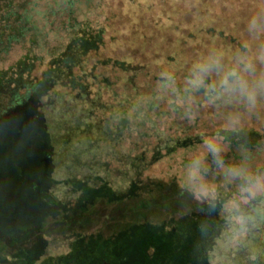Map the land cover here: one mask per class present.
Instances as JSON below:
<instances>
[{"label": "rangeland", "instance_id": "rangeland-1", "mask_svg": "<svg viewBox=\"0 0 264 264\" xmlns=\"http://www.w3.org/2000/svg\"><path fill=\"white\" fill-rule=\"evenodd\" d=\"M30 7H33L30 14L36 30L42 31L48 25L50 28L43 32V52L63 47L71 33H67V27L87 20L91 28H101L105 32L104 47L97 58L144 65L149 75H140L135 81L136 92L133 91V101L128 104L144 117H135L132 121V124L136 120L142 122L138 132L118 134L121 123L118 119L115 123L107 122L108 130L117 127L114 137L112 132L103 136L97 134L95 139L84 141L83 150H71L76 147L71 142L67 143L69 146L65 141L55 145L52 133L46 129L54 125L55 131L56 125L62 127L71 100L67 99L69 102L62 103L51 115L44 105L31 102L0 113L1 234L12 232L13 235L21 231V237L31 234V242H34L28 249L56 247L58 257H62L61 254L72 253L67 244L73 234L90 236L103 228L120 227L128 216L135 220L141 215L155 220L156 225L163 219L183 215L192 227L190 224L196 219H206L201 205L207 204V213L223 225H214V229L204 232L210 243L189 241L180 245L179 241L175 249L161 250L154 245L144 253L140 248L143 243L137 238L132 244L135 263L133 258L131 263L264 264V88L258 90L256 106L249 107L237 94L219 87L229 71H237L249 81H256L264 74V0H31ZM206 8L209 19L204 21L208 23L205 25L215 22L222 27L226 15L237 18L235 29L243 41L240 54L234 52L238 47L234 38L222 41L214 35L200 40L187 37L196 30L191 19L195 11ZM43 12L46 16H41ZM212 16L219 19L212 22ZM38 37H41L40 32ZM26 48L27 45L13 46L8 56L1 60L0 68L15 63L25 54ZM197 63L210 65V85L219 90L213 93L214 99L201 102L205 108L202 114L199 110L191 114L187 110L194 102L187 94L183 98L174 96L172 84L158 85L150 80L153 76H173L181 80V68ZM245 65L251 68L246 69ZM88 82L85 99L89 104L98 92L100 96L105 94L99 89V81L89 79ZM138 91L144 103L138 99ZM124 92L121 81L106 93V100L116 106L117 112L122 109L123 102L116 100H121ZM150 94L158 97L155 102H150ZM31 109L36 112L33 119L36 125L30 121L32 128L25 133L20 116ZM93 109L95 118L104 117L109 121L108 116L98 113L92 106ZM182 125L188 130H182L179 135L182 138L162 131L177 126L181 129ZM194 125V130L190 129ZM209 136L220 141L221 163L211 154L205 157L204 183L211 195L197 199L181 188L182 173L193 154L203 152L204 140ZM58 137L62 138V134ZM100 143H103L101 147ZM93 150L105 151L96 153ZM112 150L129 155L118 156ZM132 157L139 166L144 161L149 166L134 202L96 205L87 212H75L68 221L57 222L54 220L58 212L67 209L66 204H59L50 210L55 219L49 220L43 228L36 226L38 216L47 212V202L53 200L50 198H54V194L66 197L73 194L72 188L82 185L93 190L99 186L100 179L118 181L125 171L124 164ZM72 178L77 182L71 181L72 187H65L64 183ZM117 183L113 188L115 192L123 191ZM7 218L11 220L5 221ZM174 219L172 223L180 227L182 221ZM27 223L35 226L25 228ZM163 225L150 231L151 241L164 238L165 234L168 237ZM139 229L136 227L131 232ZM0 242L4 240L0 238ZM106 260L109 264L117 263L114 255L107 256Z\"/></svg>", "mask_w": 264, "mask_h": 264}, {"label": "trees", "instance_id": "trees-1", "mask_svg": "<svg viewBox=\"0 0 264 264\" xmlns=\"http://www.w3.org/2000/svg\"><path fill=\"white\" fill-rule=\"evenodd\" d=\"M30 4L31 0H0V62L8 56L13 46L18 45L24 47L27 45L25 54L19 57L15 63L6 68H0V113L6 112L18 104L21 105L31 102L39 104L40 106L44 105L51 115L58 110V107H61L62 103L69 102L67 99L71 100V105H67L66 108L67 115L64 119L66 122L62 123V127L58 128L56 125L57 130L55 131L53 130L54 125L46 128L52 133L53 143L55 145L63 143L64 141V143L68 145L67 143L71 142L76 146L71 150H83L84 141L89 142L91 139H95L97 134L103 136L107 132H112V137H114L115 132H117V127L108 130L107 122L115 123L118 119L121 122L118 127V134L122 135L125 131L138 132V130L141 129L142 122L136 120L135 123L132 124V121L135 117L143 118L144 116H141L140 112H136L134 108H132L133 106L128 104L130 101H133V91L136 92L134 88L135 81H137L140 75H149L147 74L148 71H146V67L136 63L131 64L126 61H121L120 59L111 60L97 58L104 47L105 32L101 28H91L88 24L90 21L87 20L77 26L75 25L71 28L67 27V33L69 31H71V33L68 34V41H66L63 47L54 51H49V49L43 52V50H41L44 44L42 40L45 37L43 32H48L50 28L48 25V28L45 27L42 31L36 30L33 16L30 14ZM207 10L206 8L195 11L191 19L195 24L196 30L195 33H188L187 37L200 40L206 36L214 35L217 39L220 38L222 41L234 38L237 40L238 46H236L237 49L234 52H237L236 55L240 54V47L243 41L240 38V33L235 29L237 18L235 16L228 18V15H226L222 21L223 26L221 27L219 23L215 24V22H213V20L219 18L217 16L216 18L212 16L211 21L214 25H205L208 23L204 21L209 19ZM40 14L41 16H46V12ZM204 26H206V28ZM39 32L41 33L40 38L38 37ZM191 69L192 66L186 68L183 66L181 68V80L173 76L167 78L153 76L150 82L153 84L157 82L158 85L172 84L174 96L183 98L184 95L187 94L188 97L191 98V101L194 102V104H191L193 106L188 108L189 110H187V112L192 114L199 110L202 114L205 108L202 107L201 102L214 99L213 93L217 94L216 90H219V88H216L215 91L206 89L205 87L192 89L188 84ZM89 79H96L99 81L101 85L99 89H103L105 95L100 96V92H98L97 96L95 95L92 97V100H90L88 104L85 98ZM121 81L126 92L123 93L124 95L121 100H116L117 102H123L120 105L122 109L117 112L116 106L107 101L105 96L109 88H113L116 84L121 83ZM211 81L212 80L208 76L206 84L210 85ZM141 95L142 94L138 91L137 97L140 99L141 103H144L141 99ZM70 96L74 98L71 99ZM150 96V102H155L158 98L152 94H150ZM74 103H76L77 106L73 105ZM83 104L84 107L82 108L81 106ZM92 106L97 109L98 113L105 115V117L108 116L109 121L104 117L100 119L95 118V109L92 110ZM173 106L175 107V105ZM35 114L36 112L34 113L33 109H31V111L29 110L20 116L21 122L25 128V133L32 128L30 121L34 119ZM208 114L209 112L205 115ZM32 123L36 125L34 120ZM194 124L196 125V122ZM195 125L190 129L194 130ZM58 130L60 131L58 134H62V138L58 137ZM182 130L185 131L187 128L183 129L182 125L181 129L177 126L172 129H170V127L167 129L164 128L162 131L163 133L172 134V137L182 138L179 136L180 133L183 132ZM57 139L59 140L57 141ZM102 144L103 143H100L99 146L101 147ZM67 149L70 150L69 147H67ZM101 151L104 152L105 150H93V152L96 153H100ZM115 151L114 152L118 156L129 155L128 152L124 150L122 151L125 153L119 152L118 150ZM151 151L153 152V150H150V152ZM35 152L38 151L35 150ZM114 152L111 153L113 154ZM72 153L76 154L75 152ZM123 167L125 171L118 177V181L115 179L110 181L100 179L98 182L99 186L93 188V190H87L85 189L86 186L82 185L83 187L79 186L78 188H72L71 191L73 194L66 195V197L62 195V198H59L58 194H54V198H50L53 200L49 203L47 202V212L38 216L39 222H36V226L39 225L43 228L45 223L51 219H55L56 217L52 215L50 210L56 208L59 204H66L67 209L61 211V213L58 212L57 220H54L57 222L68 221L75 212H87L96 205L124 201L129 203L134 202L138 196V191L143 184L145 179L144 176L149 166L145 161L139 166L132 157V159L126 161V165L124 164ZM71 181L77 182L75 178L67 180L64 183L66 185L65 187H72ZM115 182H119V184L117 183L116 185H119L123 191L118 190V192H115L113 189L115 187ZM76 191L79 192L78 196L76 195ZM82 191H84V194H82ZM65 198L67 200L70 198L68 203ZM50 199L48 201H50ZM205 205L207 204L201 206L204 210L203 215L207 214L206 219H196L195 223L190 224L192 227L187 224L186 221L188 219L184 218L183 215L175 218L182 221L180 227H175L177 224L172 223V219L174 218L163 219L161 220L162 222L159 223L160 225H156L155 222H153L155 220L148 219L144 215H141L140 218H135V220L133 217L128 216V220L120 225V227H114V229L103 228L100 232L92 233L90 236L73 234L69 237L72 239H70V242L67 244L69 249L72 250V253L61 254L62 257H58L59 251L56 247L49 249L40 247L33 250L28 249L32 248L30 246L31 243L34 242H31V234L21 237L22 231L15 232L13 235L11 234L12 232H7L4 235L0 232V238L4 240V242H0V264H109L110 261L108 262L106 257L111 255H114L117 261L115 264H132L131 258H133L134 255L132 244L137 238L143 243L140 248L143 249L144 253L147 250H151L154 245L161 250L175 249L179 241L181 242L180 245L182 243L183 245L185 243L187 244L189 241H206L210 243L211 240L207 238L204 232L214 229V225H223H221L222 222L220 220L216 218L213 219V217L207 213V207H205ZM4 220L11 219L7 218ZM12 220H14L13 217ZM170 220L171 223H169ZM162 225L165 231L169 233V235L167 234L168 237L166 238L165 234L164 238L158 237V240L151 241L150 231L155 227L159 229V226ZM28 226L35 225L34 223H27L25 228ZM136 227L141 228L139 229L140 232L135 230L133 231L134 233H132V229ZM135 234H138V236ZM215 237L212 239H215ZM46 255L47 257H45ZM90 258L91 260L89 263ZM133 261L135 263V258H133ZM203 264H206V262L204 261Z\"/></svg>", "mask_w": 264, "mask_h": 264}, {"label": "clouds", "instance_id": "clouds-1", "mask_svg": "<svg viewBox=\"0 0 264 264\" xmlns=\"http://www.w3.org/2000/svg\"><path fill=\"white\" fill-rule=\"evenodd\" d=\"M215 63L218 66V61ZM245 67L246 69L251 68V65H245ZM209 73L210 65L206 63L194 64L188 78L189 86L193 89L205 87L215 91V85L206 84ZM219 87L237 94L249 107H255L258 102V90L264 88V74H261L256 81H249L242 77L239 72L229 71L223 76ZM222 150L220 141L216 137L205 138L203 152L194 153L190 162L185 166L182 173L181 188L191 192L197 199L211 195L208 186L204 183L203 173L207 170L205 157L211 154L217 158V163H221L219 154Z\"/></svg>", "mask_w": 264, "mask_h": 264}]
</instances>
